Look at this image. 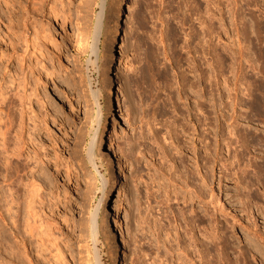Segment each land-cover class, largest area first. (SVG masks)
I'll list each match as a JSON object with an SVG mask.
<instances>
[{"label": "rangeland", "instance_id": "1", "mask_svg": "<svg viewBox=\"0 0 264 264\" xmlns=\"http://www.w3.org/2000/svg\"><path fill=\"white\" fill-rule=\"evenodd\" d=\"M99 255L264 264V0H0V264Z\"/></svg>", "mask_w": 264, "mask_h": 264}, {"label": "bare ground", "instance_id": "2", "mask_svg": "<svg viewBox=\"0 0 264 264\" xmlns=\"http://www.w3.org/2000/svg\"><path fill=\"white\" fill-rule=\"evenodd\" d=\"M95 23H94V31L92 32V35H91V44H90V48H91V50H92V54H93V56H94V58H95V62L96 63H99V65L101 64V57H100V53H99V48H98V39H99V34H100V28H101V25H102V22H101V13L99 12L97 15H96V21H94ZM153 67V66H152ZM190 71V70H189ZM188 71V72H189ZM185 73V72H184ZM156 74V73H155ZM186 74V73H185ZM185 74H183V75H185ZM187 75V74H186ZM189 75H190V73H189ZM209 76V75H208ZM207 76V77H208ZM162 77V76H161ZM184 78H187V77H184ZM209 79V78H208ZM208 79H206V80H208ZM186 82V81H185ZM209 82V81H208ZM188 83H189V81H188ZM184 84H186V83H184ZM207 85H208V83H206ZM210 84V83H209ZM206 85V86H207ZM187 86V85H186ZM189 86L191 87V88H193L194 87V83H193V81L192 80H190V84H189ZM210 86V85H209ZM208 86V87H209ZM212 89V88H211ZM210 90H208V92H209ZM212 92V91H211ZM7 93L8 92H5V95L7 96ZM3 95H4V92H3ZM4 97V102H7L6 100H7V97ZM6 104V103H5ZM5 114V116H8V113H4ZM102 115H103V105H100V107H99V110H98V112L94 115V117L92 118V121H93V123H94V125H97V127H96V131H97V134L98 135H100V133H101V130H102ZM209 117V116H208ZM5 118V117H4ZM7 118V117H6ZM6 118H5V125H3V126H6L4 129L5 130H2L3 132L1 133L2 134V137H1V145L3 146V150H4V156H5V162H8L9 161V158L11 157L10 156V151H12V153L14 152V151H16L15 149H17L18 147L17 146H19L18 144L20 143L19 141V135H20V133H18L19 131V129H17L16 128V130H14L13 128H12V126H11V122L9 121L10 120V118L8 119L7 118V120H6ZM206 122H209V121H206ZM206 122H204L205 123V125L207 124ZM4 123V122H3ZM206 127V126H205ZM179 128V127H178ZM182 129V128H181ZM208 130L210 129V127H208L207 128ZM206 128H205V130H207ZM177 130V129H176ZM176 130H174L175 132H177ZM184 130V129H183ZM182 131V130H181ZM209 132V131H208ZM11 134H12V136H11ZM208 134V133H207ZM206 134V135H207ZM97 135V136H98ZM210 135V134H209ZM208 136V135H207ZM12 137V138H11ZM176 137V136H175ZM14 139V143H12L13 144V147L11 148V141ZM165 140V139H164ZM167 140V139H166ZM205 140V139H204ZM13 142V141H12ZM207 143V142H206ZM171 144H172V142H171ZM170 145V144H169ZM206 145V144H205ZM176 148V147H175ZM18 152V151H17ZM11 153V154H12ZM14 155V154H13ZM110 160L108 159L107 160V162H109ZM4 162V163H5ZM9 163V162H8ZM107 164V163H106ZM6 166H8L7 164H5ZM105 169H106V167H105ZM108 172V171H107ZM107 172L106 173H104V174H102L101 175V178H100V182H102L103 184H104V186H106L107 185V182H108V178H107ZM246 183V182H245ZM251 183V182H250ZM249 184V183H248ZM247 186V185H246ZM187 198V197H186ZM167 201V200H166ZM169 202V201H168ZM163 205H164V202H163ZM170 206V205H169ZM165 207V206H164ZM167 208V207H166ZM166 210V209H165ZM164 210V212H166ZM170 210H172V209H170ZM101 211V210H100ZM163 212V213H164ZM263 212V211H262ZM261 212V210L260 209H258V214H261L262 213ZM101 213V212H100ZM169 213H170V211H169ZM173 214H174V212H173ZM165 215V214H164ZM185 215V214H184ZM102 220V219H101ZM176 220V219H175ZM158 222V221H157ZM176 222V221H175ZM179 225V224H178ZM98 230V236H99V243L100 244H102V248L103 249H105V231H104V222H99L98 223V228H97ZM196 233V232H195ZM195 233H194V235H195ZM202 233V232H201ZM200 234V233H199ZM205 234H202L201 235V237L205 240V242L206 243H208L207 242V240H206V238H204L205 236H204ZM209 236V235H208ZM194 237V236H193ZM219 239V238H218ZM197 240V239H196ZM198 240H200V239H198ZM221 240V239H220ZM194 241V240H193ZM223 241V240H222ZM221 241V242H222ZM196 242H198V241H196ZM204 242V248L206 249V250H208L209 251V244H206ZM219 242V241H218ZM201 243V242H200ZM197 244V243H196ZM214 244V243H213ZM195 245V244H194ZM196 246H198V245H196ZM195 247V246H194ZM199 247V246H198ZM211 248H212V246H210ZM203 248V249H204ZM204 249V250H205ZM199 250V249H198ZM210 252V251H209ZM210 254V253H209ZM207 255H208V253H207ZM206 256V255H205ZM204 256V254H203V256L201 255V257L202 258H204L205 257ZM209 256V255H208ZM200 258V257H199ZM207 259H208V257H207ZM97 264H105L104 263V261H103V258H102V256L101 255H99V259H98V261H97Z\"/></svg>", "mask_w": 264, "mask_h": 264}]
</instances>
